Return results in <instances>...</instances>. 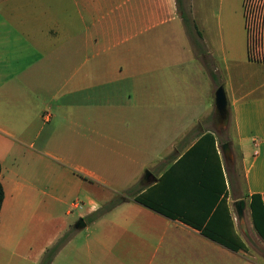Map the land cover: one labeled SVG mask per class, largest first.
I'll return each mask as SVG.
<instances>
[{
  "label": "crops",
  "instance_id": "crops-1",
  "mask_svg": "<svg viewBox=\"0 0 264 264\" xmlns=\"http://www.w3.org/2000/svg\"><path fill=\"white\" fill-rule=\"evenodd\" d=\"M241 9L247 62L264 67V0L244 9L241 0ZM196 38L176 0H0V264H39L70 230L51 264H256L179 220L232 216L228 161L202 141L210 134L218 146V128L204 122H215L220 66ZM205 85L213 103L190 102L188 88ZM224 92L242 191L262 198L264 96ZM161 186L169 191L158 207L179 219L132 198ZM129 189L125 202L85 220ZM83 208L86 227L74 230L70 217Z\"/></svg>",
  "mask_w": 264,
  "mask_h": 264
},
{
  "label": "rangeland",
  "instance_id": "rangeland-1",
  "mask_svg": "<svg viewBox=\"0 0 264 264\" xmlns=\"http://www.w3.org/2000/svg\"><path fill=\"white\" fill-rule=\"evenodd\" d=\"M186 13L190 19L189 25H191L188 33L190 34L195 29L197 38L194 40V43L196 48L202 50L204 54H207L208 47L214 49L215 59L220 66V81H217V77L215 78L217 88L222 86L224 91L226 89L228 97V92L230 91H232V97L244 95H251L252 97L258 95L264 96V67L248 64L245 55L241 0H187ZM208 88V85L197 89L188 88L190 102L203 103L204 106L213 103V96ZM145 105H142V111L148 110ZM190 105L192 104L190 103ZM192 106H196V104L194 103ZM227 118L226 121L218 120L214 112L215 122L213 123V120L204 122L206 130L210 128L215 131L218 128L216 133L218 146L215 147L212 143L215 137L210 134H205L204 136L207 140L206 146H209L211 154H214L216 158H218L217 151L221 156L219 146L229 140L228 130L230 125ZM197 129L198 127L190 131L186 137L187 143L191 144L194 142L193 140L199 134ZM192 151L189 150L186 156L190 157ZM205 158H208V156L205 155ZM221 159L223 161L222 156ZM239 165V155L232 150L231 161L226 162V168L232 188L230 189L232 216L229 217L232 221V229L235 224L237 233H235V236L233 232H230V236L235 242L240 244L241 248L237 250L246 253L256 264H264V225L262 226L261 222V220H264V210L252 211L254 207H264V202H254L253 199L248 198L243 193ZM146 171L147 169L144 170V173ZM145 185L146 183L142 182V186ZM83 198L84 196L79 194L73 196L69 201L72 202L75 199L83 201ZM88 198L97 202L100 200L91 193ZM104 205L98 207L97 210ZM83 212H85V208L72 213L70 217L71 226L78 220L77 214ZM218 212L215 216H217ZM219 215L220 223L226 225L225 229L229 231L230 227L226 224V218L221 213ZM219 226L221 227L220 224Z\"/></svg>",
  "mask_w": 264,
  "mask_h": 264
},
{
  "label": "trees",
  "instance_id": "trees-1",
  "mask_svg": "<svg viewBox=\"0 0 264 264\" xmlns=\"http://www.w3.org/2000/svg\"><path fill=\"white\" fill-rule=\"evenodd\" d=\"M176 3L178 5V10L181 12V19H182V23L186 29V31H189V27L191 25L190 24V19L186 13V10H182V8L180 7V0H176ZM207 135V134H206ZM210 138V137H209ZM211 139V138H210ZM202 141L207 142L206 138H202ZM211 141H213L211 139ZM214 144V142H212ZM199 144L196 145V147ZM195 149V148H194ZM192 149V150H194ZM0 172H1V166H0ZM132 189L127 190L126 192H124L123 195H118L116 197H114L113 199H111L106 205H104L102 208L96 210L95 212H93L89 217H86L85 220L87 222H91L95 219H98L100 217H102L103 215H105L106 213L110 212L111 210H113L116 206H118L119 204L125 202L129 197ZM169 191L167 190L165 187L161 186V187H156L154 188L152 191L150 192H145L142 194H136L134 195L132 198L133 200L160 214L163 215L165 217L171 218V219H179L178 217H174L173 215L169 214L167 211H165L164 209H162L163 207L161 206V208L158 207V205H163L162 204V200L161 197L163 196V194L165 195L166 192ZM178 193V192H176ZM175 194V193H174ZM220 194L223 195L224 194V186L223 184L221 185V190H220ZM175 197V195L173 196V198ZM251 199L258 202H264V195H263V200L261 198V196L259 195H253L250 197ZM4 200V190H3V186L0 182V210H1V206ZM170 204H173L171 201L168 202ZM260 204V203H259ZM220 207L221 209L224 208V201L223 199H221L220 202ZM264 210V207H254L252 209V211H262ZM211 212V211H210ZM209 212V213H210ZM218 211H213L210 215V217H206L205 218V224L201 225V223H197L195 220V222L197 223H192L191 221H188L187 219L181 218L179 220H182L185 224L190 225L191 227L197 229L200 231V233L204 236H206L207 238L219 242L220 244L234 250L237 251V249L241 248L240 244H238L237 242H235V240H233V238H229L228 236V231H226L225 227L226 225H222L220 223V220L218 217H220L219 213H221L222 216H224L226 218V224L229 225L230 229L232 227V222L230 220L228 211H219L217 216H215V214ZM211 220V221H209ZM262 222V226L264 225V220H261ZM221 225V227L219 226V224ZM71 231H68L66 234H64L62 237H60L57 242L55 244H53L50 248L46 249L39 264H51L53 258L55 257V255L59 252V250L64 246V244L70 239L71 237ZM233 232V230H230V232ZM231 232V233H232ZM263 233V232H262ZM234 234V232H233ZM264 234V233H263ZM235 235V234H234ZM236 236V235H235Z\"/></svg>",
  "mask_w": 264,
  "mask_h": 264
},
{
  "label": "water",
  "instance_id": "water-1",
  "mask_svg": "<svg viewBox=\"0 0 264 264\" xmlns=\"http://www.w3.org/2000/svg\"><path fill=\"white\" fill-rule=\"evenodd\" d=\"M214 106H215V113L218 120H226L228 115L227 110V98L222 86H219L215 93H214ZM220 151L222 157L225 161H231V151L229 143H224L220 146ZM151 176L149 171L144 173V179L147 183H150L149 177ZM152 182H155V179H152ZM86 227V223L83 218H79L75 224L73 225L74 230H81Z\"/></svg>",
  "mask_w": 264,
  "mask_h": 264
},
{
  "label": "built area",
  "instance_id": "built-area-1",
  "mask_svg": "<svg viewBox=\"0 0 264 264\" xmlns=\"http://www.w3.org/2000/svg\"><path fill=\"white\" fill-rule=\"evenodd\" d=\"M249 2H250V0H243V9L245 8V6L248 7ZM244 12H245V10H244ZM249 13H250V12H249ZM249 13H248V14H249Z\"/></svg>",
  "mask_w": 264,
  "mask_h": 264
}]
</instances>
